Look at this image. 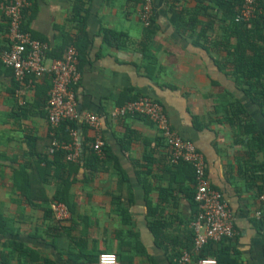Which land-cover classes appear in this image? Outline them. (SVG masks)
<instances>
[{"label":"crops","instance_id":"obj_1","mask_svg":"<svg viewBox=\"0 0 264 264\" xmlns=\"http://www.w3.org/2000/svg\"><path fill=\"white\" fill-rule=\"evenodd\" d=\"M28 1L23 28L31 38L57 59L70 47L78 50L81 80L70 89L80 115L100 119L105 146L103 157L94 151L100 162L91 182L84 168L69 176L54 165L32 177L46 168L40 155L53 160L55 129L46 107L52 77L29 78L20 87L0 58V264H97L102 253L117 255L119 264H177L185 252L199 259L212 243L209 258L222 264H264L258 219L264 150L250 142L233 103H242L263 135L264 119L231 75L232 56L214 47L231 34L218 0H153L149 28L139 17L141 0H83L82 31L75 19L80 0ZM107 31L126 38L110 44ZM10 45L9 20L0 11V54ZM54 59L49 55L47 64ZM144 99L163 106L174 131L203 157L209 185L235 213V238L197 248L196 179L186 164L172 163L161 130L129 112ZM76 131L80 158L73 163L79 164L83 143L94 150L98 133L83 119ZM28 174L46 187L33 192L35 202ZM55 192H63L72 211ZM55 203L69 209L68 218L55 217Z\"/></svg>","mask_w":264,"mask_h":264},{"label":"built area","instance_id":"obj_2","mask_svg":"<svg viewBox=\"0 0 264 264\" xmlns=\"http://www.w3.org/2000/svg\"><path fill=\"white\" fill-rule=\"evenodd\" d=\"M28 0H0V11L9 20L10 52H2V64L12 72L14 81L25 87L29 78L41 79L45 75L52 77V86L46 104L49 122L56 129L65 120L82 119L95 131L98 136L94 144V151L103 157L105 142L100 135L101 121L94 114L80 115L75 103L74 93L70 87L77 85L81 80L79 70V52L70 47L61 59H54L47 64L49 46L30 37L23 30L24 14L29 9ZM259 0H245V6L238 17L239 22H250L257 17ZM155 13L153 0H142L139 17L146 28L151 27ZM129 112L142 115L155 124L162 132L163 138L171 147L172 163L182 162L193 167L196 179L194 201L198 207V214L192 222L196 235V246L202 249L211 241H224L235 238L236 216L223 194L209 185L206 175V165L203 157L196 151L194 145L174 131L163 106L159 103L144 99L135 105L129 106ZM124 114V112H123ZM73 142L70 145L59 142L54 135L48 152L53 155L58 148L69 151L68 161L77 162L80 158L77 142V131L71 132ZM262 208L258 212V219L264 223V194L261 196ZM53 213L58 220L68 218L69 209L61 203L52 205ZM97 264H119L117 255L102 253ZM180 264H219L216 259L209 257L195 259L193 253L185 252Z\"/></svg>","mask_w":264,"mask_h":264},{"label":"trees","instance_id":"obj_3","mask_svg":"<svg viewBox=\"0 0 264 264\" xmlns=\"http://www.w3.org/2000/svg\"><path fill=\"white\" fill-rule=\"evenodd\" d=\"M261 1L262 0H259L260 5H262ZM217 2L220 5V10H223L225 13L222 20L226 24L225 30L229 29L231 34L225 41H217L214 44V47L219 52H222L224 50L232 56L233 61H231V63L234 66V69L231 75L235 79L238 88L246 94L249 101L253 105H256L258 107L264 119V7L261 8L263 11L260 12V14H257V18L251 20L250 22L241 23L237 19L240 15V12L245 6V0H218ZM81 3L82 5L86 4L85 1L80 0L77 5L80 7ZM79 9L77 12V16L75 15V19L79 21L80 31H82V29H84L85 23L81 18L80 13L84 10V8L80 7ZM250 25L252 27H250ZM23 30L26 31L25 27L23 28ZM82 36L83 33H80L78 38L81 39ZM120 38H126V36L113 31L106 32V41L110 44H112L114 41L118 42V39ZM145 47L146 46L144 45V48ZM79 49L83 51L82 46H80ZM50 51L51 50H48L46 54L47 58H49L50 55V57L52 56L53 58L57 59V57H55V55H53V53H51ZM233 108L235 117H245L246 121L244 126L247 128L248 133L251 135L250 142L255 143V145H257V143H260L262 145L260 149L264 150V135L260 131L259 124L251 118L248 110L239 101L233 103ZM78 128L79 122L77 120H65L59 125V127L54 130L55 138L61 143L70 145L74 141L71 132L74 129L78 130ZM86 146L87 144L83 143V156L81 157L79 164H75L67 160L69 151L64 148H58L55 150L53 154V160L48 159L45 154L40 155L39 159L41 160V162H43L46 168L38 167V169L34 173V176L32 177H36L35 179H37L40 174H42V177H44L43 173L41 172L54 165L60 169V173L66 172L69 174V176L72 173L78 172L81 168H84V170L87 171L85 182H91L93 179H95V166L100 162V159L95 154L93 148H86ZM183 166L185 169L192 171L195 178V171L193 167L187 164ZM27 177V184L30 188L29 192L32 193V196L29 197V200L30 202H35L37 196H34L33 192L38 193L39 191H44L46 187L40 180L37 181L36 184L33 182V180L29 181L30 174H28ZM68 180L69 179H67V181L65 182H68ZM54 197L55 200L64 202L68 206H70L71 211L73 210L72 204L63 195V192H60V194H57L55 192ZM3 222L5 221L3 220ZM214 246H216L215 243L210 244L205 249L204 253L199 257V259L210 257L211 255L208 253V250L210 248H214ZM180 258L181 256L178 257V259ZM217 261L219 264L223 263L221 258H217ZM177 264L180 263L177 262Z\"/></svg>","mask_w":264,"mask_h":264}]
</instances>
